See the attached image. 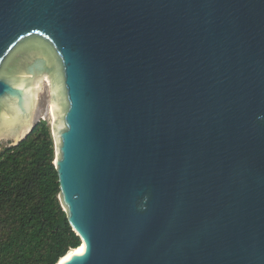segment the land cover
Wrapping results in <instances>:
<instances>
[{"label": "water", "instance_id": "obj_1", "mask_svg": "<svg viewBox=\"0 0 264 264\" xmlns=\"http://www.w3.org/2000/svg\"><path fill=\"white\" fill-rule=\"evenodd\" d=\"M42 76L57 264H264V0H0L9 145Z\"/></svg>", "mask_w": 264, "mask_h": 264}, {"label": "trees", "instance_id": "obj_2", "mask_svg": "<svg viewBox=\"0 0 264 264\" xmlns=\"http://www.w3.org/2000/svg\"><path fill=\"white\" fill-rule=\"evenodd\" d=\"M54 157L46 120L0 149V264H57L81 245L58 198Z\"/></svg>", "mask_w": 264, "mask_h": 264}, {"label": "rangeland", "instance_id": "obj_3", "mask_svg": "<svg viewBox=\"0 0 264 264\" xmlns=\"http://www.w3.org/2000/svg\"><path fill=\"white\" fill-rule=\"evenodd\" d=\"M50 79L48 76H42L36 91L34 104L32 108V124L39 120H46L51 127L50 118ZM9 138H0V149L8 144Z\"/></svg>", "mask_w": 264, "mask_h": 264}, {"label": "bare ground", "instance_id": "obj_4", "mask_svg": "<svg viewBox=\"0 0 264 264\" xmlns=\"http://www.w3.org/2000/svg\"><path fill=\"white\" fill-rule=\"evenodd\" d=\"M49 111H50V110H49ZM26 131H27V130H26ZM26 131H25V132H26ZM25 132H24V133H25ZM9 139H10V138H9ZM69 251H70V250H69Z\"/></svg>", "mask_w": 264, "mask_h": 264}]
</instances>
